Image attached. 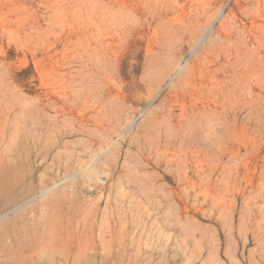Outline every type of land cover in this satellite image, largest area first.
<instances>
[{"label": "rangeland", "instance_id": "obj_1", "mask_svg": "<svg viewBox=\"0 0 264 264\" xmlns=\"http://www.w3.org/2000/svg\"><path fill=\"white\" fill-rule=\"evenodd\" d=\"M150 1L145 8L143 0H0V152L16 151L13 171L30 177L13 201L0 203V216L37 197L4 219L0 260L17 250L26 224L42 222L46 205L61 204L89 212L97 234L112 240L115 264H264V103L257 120L242 109L225 145L201 119L180 124L164 154L142 145L148 136L165 143L170 134L154 119L168 86L150 101L151 79L166 75L205 35L203 22L215 9L223 16L211 41L231 21L256 47L264 38V0L262 7L257 0ZM122 7L138 17L109 62L96 36ZM250 86L264 94L256 82ZM47 125L62 139L45 162L57 139ZM49 191L50 200L39 197ZM23 264L60 262L34 256Z\"/></svg>", "mask_w": 264, "mask_h": 264}, {"label": "bare ground", "instance_id": "obj_2", "mask_svg": "<svg viewBox=\"0 0 264 264\" xmlns=\"http://www.w3.org/2000/svg\"><path fill=\"white\" fill-rule=\"evenodd\" d=\"M143 2L145 8L151 4L150 0H143ZM261 4L262 1L257 0L258 7ZM101 8L105 13V4H102ZM250 12L252 13V10ZM222 16V8L211 11L202 25L203 29L207 28L205 35L197 43H189L187 52H183L179 59L176 58L166 75H158L155 79H151L150 82L155 90L151 95L148 93L150 101H153L162 92L166 84L168 86V93L162 102V110L157 113L154 119L155 121L161 120L159 124H164L170 134L166 137L165 143L154 137H151L153 140H150L149 136L144 138L142 145L147 150L164 154V151L170 148L176 128L180 124L198 119L203 121L209 134L218 136L220 144L225 145V135L229 128L237 127L236 122L239 121L242 109H250L249 115H253L254 120L261 116L258 107L264 103V94L256 93L254 90L256 85L251 87L250 84L254 81L264 88V38L255 40L256 47L251 48L248 40L246 41L245 37L243 38L239 33L240 29L237 30L239 32L235 31L237 28L231 30L230 21L223 25L226 34L219 33L211 41L215 24L221 20ZM134 17H138L137 12H130L127 7L118 8L117 14H112L111 25L104 22L99 27L95 47L102 58H106L109 62L112 61L118 49L124 46V38L134 29ZM166 25V23H162L160 30L164 31ZM207 42L212 43L206 46ZM91 46L90 40L86 39L84 49L87 54ZM151 57L155 59V52L151 53ZM152 63H154L153 60ZM151 89L148 90L151 91ZM178 103H181L182 107H180V115L177 111V119H179L177 122L175 119ZM47 127L51 128L57 139L51 142V148H47L43 157L45 162L50 161L56 148L61 147L62 139V136H59L55 131L54 127L56 126L47 125ZM78 127L80 131L84 130L82 126ZM133 127L130 125L127 130L130 131ZM238 133L239 130L235 129L237 136ZM186 152L188 153V151ZM236 152L239 155L240 149L237 148ZM157 154L159 155V153ZM18 155L13 149L9 152H0V203L13 201L14 191L26 184L30 178L22 172L13 171L11 166L15 165ZM59 155L61 156L60 153ZM27 157L33 161L32 154L28 153ZM99 161L95 160L94 164H98ZM93 169L96 170L97 167ZM35 170L31 169V174ZM185 174L187 173L184 172ZM185 176L187 177V175ZM102 180L100 178L99 182ZM101 186L104 187L105 183L102 182ZM50 193L49 191L39 197H42V200H50L48 198ZM36 199L37 197L0 216V229L5 218L15 214L18 209H22ZM5 207L0 206V213L5 210ZM43 213L41 223L32 226L25 225V238L19 241L15 252H9L4 260H0V264H23L28 258L34 256L53 257L60 264H115L117 262L111 251L112 240L108 242L105 237L101 236V233L97 234L95 231L96 220L87 210L77 209L73 205L65 209L61 204H57L56 207L46 205ZM7 238L10 240L9 246L14 247V238L12 239L11 235H8Z\"/></svg>", "mask_w": 264, "mask_h": 264}]
</instances>
